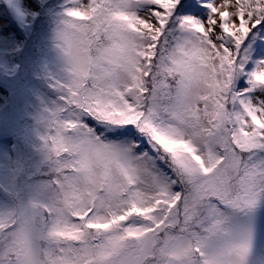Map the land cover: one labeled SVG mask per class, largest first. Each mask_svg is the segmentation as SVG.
<instances>
[{"label":"snow or ice","instance_id":"obj_1","mask_svg":"<svg viewBox=\"0 0 264 264\" xmlns=\"http://www.w3.org/2000/svg\"><path fill=\"white\" fill-rule=\"evenodd\" d=\"M0 264H264V0H0Z\"/></svg>","mask_w":264,"mask_h":264}]
</instances>
